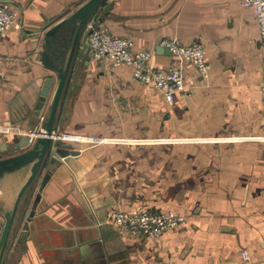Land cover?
Masks as SVG:
<instances>
[{
	"label": "crops",
	"instance_id": "0c3cea01",
	"mask_svg": "<svg viewBox=\"0 0 264 264\" xmlns=\"http://www.w3.org/2000/svg\"><path fill=\"white\" fill-rule=\"evenodd\" d=\"M11 1L17 19L0 39V158L44 128L58 83L42 121L46 31L87 0ZM99 25L151 51L152 67H182L186 89L170 102L130 66L93 58L88 38ZM60 31L65 65L73 36ZM165 38L202 42L209 74L163 49ZM263 117L260 25L241 0H107L83 33L56 121L55 138L79 153L50 175L45 165L24 194L1 264H264ZM30 174L31 164L0 178V234ZM117 208L174 209L187 221L132 236L114 222Z\"/></svg>",
	"mask_w": 264,
	"mask_h": 264
},
{
	"label": "built area",
	"instance_id": "2783aa9c",
	"mask_svg": "<svg viewBox=\"0 0 264 264\" xmlns=\"http://www.w3.org/2000/svg\"><path fill=\"white\" fill-rule=\"evenodd\" d=\"M243 5L250 7L259 22L261 32V49L264 56V0H241ZM17 14L14 2L0 1V39L6 35L15 23ZM88 43L92 57L95 59L108 58L114 65H128L133 69L134 76L143 83H152L165 98L173 102L178 92L186 89L185 71L178 65L167 67H152L150 60L152 53L148 49H136L135 39L129 35H116L107 25L93 27L90 31ZM174 55L194 63L202 75L209 74L205 46L202 42L182 43L178 40L165 38L160 43ZM45 114L41 115V120ZM264 128V117H263ZM45 128L30 133V141L43 135ZM99 140L100 137H90ZM114 222L132 236L158 237L164 231L175 229L187 221V215L174 209L152 211L149 209L113 210ZM161 264H176L163 262Z\"/></svg>",
	"mask_w": 264,
	"mask_h": 264
},
{
	"label": "water",
	"instance_id": "95a60500",
	"mask_svg": "<svg viewBox=\"0 0 264 264\" xmlns=\"http://www.w3.org/2000/svg\"><path fill=\"white\" fill-rule=\"evenodd\" d=\"M106 2L107 0H87L73 11L71 15L46 31V48L42 51V62L52 73L44 81L39 98L40 103L36 112L37 116L41 115L56 82H58L57 89L53 95L51 106L49 107L48 118L44 123L45 131L43 135H39L34 142L30 141L29 136H24L22 141L16 143L17 147L23 148L21 151L0 158V178L6 172L31 164V174L20 189L13 210L6 213L5 224L0 234V264L9 243L20 202L27 190L34 187V183L41 170L47 165L48 168L50 167L47 174L50 175L52 173L51 168H55L56 165H61L66 157L79 153V150L73 149L70 144L55 138L56 121L64 91L69 85L73 60L80 48L83 33L89 26V22L93 16ZM105 7L107 8L108 6L106 5ZM63 27L67 31L70 29L69 34L73 36L72 47L65 65H62L60 58L56 57L60 54H66V50L62 46L67 32L60 31ZM59 35L60 37L58 38ZM54 37H57L58 40H53ZM162 48L170 51L164 46ZM30 218H32V215Z\"/></svg>",
	"mask_w": 264,
	"mask_h": 264
},
{
	"label": "rangeland",
	"instance_id": "374dc122",
	"mask_svg": "<svg viewBox=\"0 0 264 264\" xmlns=\"http://www.w3.org/2000/svg\"><path fill=\"white\" fill-rule=\"evenodd\" d=\"M128 233V232H127Z\"/></svg>",
	"mask_w": 264,
	"mask_h": 264
}]
</instances>
